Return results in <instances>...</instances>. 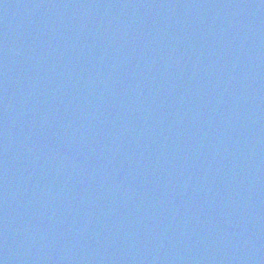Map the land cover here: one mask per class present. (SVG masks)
<instances>
[{"label": "water", "instance_id": "95a60500", "mask_svg": "<svg viewBox=\"0 0 264 264\" xmlns=\"http://www.w3.org/2000/svg\"><path fill=\"white\" fill-rule=\"evenodd\" d=\"M0 264H264V0H0Z\"/></svg>", "mask_w": 264, "mask_h": 264}]
</instances>
